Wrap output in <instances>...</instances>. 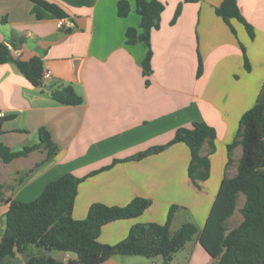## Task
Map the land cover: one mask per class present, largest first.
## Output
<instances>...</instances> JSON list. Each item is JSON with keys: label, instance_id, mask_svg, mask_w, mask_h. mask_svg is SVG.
I'll list each match as a JSON object with an SVG mask.
<instances>
[{"label": "crops", "instance_id": "obj_1", "mask_svg": "<svg viewBox=\"0 0 264 264\" xmlns=\"http://www.w3.org/2000/svg\"><path fill=\"white\" fill-rule=\"evenodd\" d=\"M46 1L66 12L62 19L70 28H60V19L46 11L38 19L29 0H0V44L15 59L38 57L43 72L51 75L36 88L14 63L0 65V144L21 151L38 144V132L45 129L56 147L50 156L39 148L10 162L0 159V240L9 203L35 200L50 181L64 174L84 178L74 201L75 220L85 219L93 204L123 207L137 197L150 201L141 216L105 225L98 239L104 246L125 239L135 224H163L172 206L186 209H178L174 218L190 213L201 231L207 202L211 208L221 180L237 173L242 146L228 154L227 145L240 139V118L255 105L264 84V0H236L252 37L238 20L231 19L229 26L216 14L222 0H158L164 9L159 28L150 36L149 77L142 68L148 48L125 42L126 30L140 26L136 0H123L130 6L124 18L117 15L120 0ZM199 60L202 70L197 77ZM66 85L82 98L80 105L52 98L51 90ZM193 123H204L216 133L213 146L207 140L199 151L210 160L207 181L192 183L190 153L181 143L139 161L127 160L167 144L177 129ZM235 211L225 221L227 231L242 222ZM197 236L170 264H218L200 247ZM31 252L42 253L35 248ZM46 254L64 264L76 261L72 253ZM8 264L27 263L16 255ZM100 264H163V259L113 255Z\"/></svg>", "mask_w": 264, "mask_h": 264}, {"label": "trees", "instance_id": "obj_2", "mask_svg": "<svg viewBox=\"0 0 264 264\" xmlns=\"http://www.w3.org/2000/svg\"><path fill=\"white\" fill-rule=\"evenodd\" d=\"M29 1L34 4L33 10L38 19L45 16L44 11L56 19L67 17L66 12L54 3L46 0ZM163 9L158 0H136L135 11L140 17L139 29L128 28L125 32L127 45L142 43L148 48L147 56L142 62L144 77H149L152 72L150 36L159 28ZM180 9L181 5L178 6L172 23ZM129 11V4L120 0L117 4L118 17H126ZM215 12L229 26L231 19L238 20L248 35L253 36L252 27L241 17L236 0H222ZM242 51L244 67L249 70L243 48ZM7 62L14 63L33 87L43 86V66L38 57L28 61L15 59L8 47L0 44V65ZM201 68L199 60L197 77L201 74ZM51 96L63 105L78 106L82 103V98L70 85L51 90ZM38 134V144L25 147L21 151L11 152L0 144V159L10 162L39 148L45 149L47 156L52 155L56 147L49 132L40 129ZM215 137L213 128L204 123H193L189 128L177 129L173 139L167 144L151 147L127 160L139 161L181 143L190 153V180L193 184L204 182L209 177L210 162L209 157L200 156L199 151L207 140L213 146ZM237 137L240 139L227 145L228 154L236 146H242L237 173L232 178L224 177L221 180L201 231L198 232L192 223H184L171 234L170 227L177 210V207L172 206L163 224H135L125 239L110 247V252L102 253L103 245L98 240L101 229L116 221L141 216L150 207V201L137 197L123 207L93 204L85 219L75 220L72 217L74 201L78 185L84 178L77 179L71 174H64L50 181L35 200L28 203H9L5 215V229L0 240V264L10 263L16 255H23L27 264H64L46 254L52 250L75 254L76 261L67 264H100L113 255L140 256L147 259L162 257L163 264H170L174 255L183 250L196 234L200 247L218 264H264V84L256 97L255 105L241 116ZM95 173L97 171L89 176ZM239 195L244 196V204L240 210L243 219L237 227L227 231L225 221L233 215ZM32 248L42 253H32Z\"/></svg>", "mask_w": 264, "mask_h": 264}, {"label": "rangeland", "instance_id": "obj_3", "mask_svg": "<svg viewBox=\"0 0 264 264\" xmlns=\"http://www.w3.org/2000/svg\"><path fill=\"white\" fill-rule=\"evenodd\" d=\"M147 47V46H146ZM209 162H210V160H209ZM210 178V171H209V177H208V179ZM207 179V180H208ZM206 180V181H207ZM243 202H244V197L243 196H240V198H238V200H237V202H236V211H235V218L237 217V216H239V214H240V212H239V207H241V205L243 204ZM207 205H208V202H207ZM207 205H206V209H207V213H209V211H210V208H208L207 207ZM178 209H182V210H184V211H186V209H184V208H178L177 207V210ZM176 210V211H177ZM175 211V212H176ZM175 215V214H174ZM185 215V213H182V215H180V216H184ZM207 215V214H206ZM173 217V221H172V223H173V225L170 227V233L171 234H173V233H175L179 228H180V226L181 225H183L184 223H192L195 227H199V225H198V222L191 216V214L189 213L188 214V216H187V213H186V215H185V217ZM208 216V215H207ZM206 216V217H207ZM230 224V222L228 221L227 222V225H229ZM104 246V245H103ZM107 247H109V246H107Z\"/></svg>", "mask_w": 264, "mask_h": 264}, {"label": "built area", "instance_id": "obj_4", "mask_svg": "<svg viewBox=\"0 0 264 264\" xmlns=\"http://www.w3.org/2000/svg\"><path fill=\"white\" fill-rule=\"evenodd\" d=\"M58 26L60 28L68 29L70 28V22H68L66 19H60L58 21ZM51 78V75L49 72H43L41 81L43 84H46ZM3 118V113L0 111V120Z\"/></svg>", "mask_w": 264, "mask_h": 264}, {"label": "water", "instance_id": "obj_5", "mask_svg": "<svg viewBox=\"0 0 264 264\" xmlns=\"http://www.w3.org/2000/svg\"><path fill=\"white\" fill-rule=\"evenodd\" d=\"M101 251H102V253H107V252L111 251V248L107 247V246H103Z\"/></svg>", "mask_w": 264, "mask_h": 264}]
</instances>
